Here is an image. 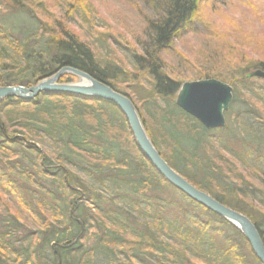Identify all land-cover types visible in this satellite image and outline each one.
<instances>
[{
  "label": "trees",
  "instance_id": "1",
  "mask_svg": "<svg viewBox=\"0 0 264 264\" xmlns=\"http://www.w3.org/2000/svg\"><path fill=\"white\" fill-rule=\"evenodd\" d=\"M200 1L142 0L157 17L148 22L145 53L132 57L134 68L149 78L139 110L165 161L189 183L248 216L264 243V216L258 223L248 212L253 205L245 202L258 194L264 199V185L237 184L227 168L232 159L245 169L259 165L264 173V140L248 122L249 103H264V82L244 76L252 68L264 71V60L243 59L228 76L199 73L233 87L226 122L213 129L175 105L181 81L159 65V52L187 28ZM42 6L14 0L5 13L18 22L13 19L12 29L0 25V86L29 87L61 66L83 70L120 92L125 79L137 80L94 55L59 18H45ZM243 101L250 108L240 110ZM8 194L12 203L38 213L37 226L25 227L23 237L18 214L2 202ZM0 206V264H47V249L54 260L60 258L58 264H260L239 230L158 174L123 112L99 97L40 92L29 100H1Z\"/></svg>",
  "mask_w": 264,
  "mask_h": 264
},
{
  "label": "rangeland",
  "instance_id": "2",
  "mask_svg": "<svg viewBox=\"0 0 264 264\" xmlns=\"http://www.w3.org/2000/svg\"><path fill=\"white\" fill-rule=\"evenodd\" d=\"M36 1L43 4L42 8L45 11L42 14L45 18L52 16L59 18L79 39H84L90 45L94 55L98 58L109 60L108 63L112 67L116 64V67L126 71L129 75L131 74L130 77L136 76V81L125 79L124 83L118 84V87L121 93L127 95L134 103L145 129L139 107H141V98L146 91L149 78L145 76V73L138 71V68H134L132 57L134 54L143 55L145 53L141 46L147 40L148 22L154 21L157 14L142 0ZM12 4H14V0H0V25L3 23L11 29L14 26V20L18 22L14 18L15 15H5L11 9ZM75 5H78L77 9L79 10H81L79 7L83 8L85 15L81 16L79 10L72 9ZM35 8H32L35 13L42 12L41 8ZM193 12L192 21L188 22L186 29H179L171 43L172 46L159 52V65L165 67L171 76L177 77L176 79L181 81V84L209 78H199V73L202 72L210 73L212 71L228 76L231 71L233 72L243 65V63L240 64L243 59L244 61L264 60V0H202L198 6L194 7ZM254 69L256 68L249 69V71ZM258 81L264 82L260 79ZM59 82L81 83V80L71 73L62 75ZM239 98L241 101L246 99L249 103L247 96L239 95ZM249 104H251L253 114L249 119L244 113L243 121L249 119L251 131L253 133L257 131L256 133L264 140V103L258 99ZM239 107L240 110L250 108L244 101ZM226 114L227 112L224 113V118H226ZM148 137L150 138L149 135ZM41 147L50 149L44 143ZM223 151L228 153L225 149ZM223 156L225 158L226 155L223 154ZM229 161L231 162H228L227 168L230 171V178L234 182L243 186L245 184L254 185L257 188L264 185V173L259 170V165L254 166L258 170L251 169L252 167L245 169L237 161L232 159ZM221 166L222 170H225L226 165L222 163ZM174 197L176 196L174 195ZM2 198V202H9V212L18 214L23 227V229H18V234L21 237L25 233L23 231L25 227L30 230L35 229L38 220L37 212H28L26 208L23 209V207L12 203L13 197L10 194L2 195ZM260 198L261 196L258 194L256 198H249L248 201H245L253 205L248 212L255 216L253 217L258 220V223L263 222L264 216V199ZM0 207L2 211V206ZM46 252L50 256L47 264H56L58 257L54 260L50 253L51 250L47 249ZM59 259L57 264L60 263ZM116 263L122 264L117 261Z\"/></svg>",
  "mask_w": 264,
  "mask_h": 264
},
{
  "label": "water",
  "instance_id": "3",
  "mask_svg": "<svg viewBox=\"0 0 264 264\" xmlns=\"http://www.w3.org/2000/svg\"><path fill=\"white\" fill-rule=\"evenodd\" d=\"M55 72L50 76L39 79L36 84L29 87L23 85L0 86V101L3 98H8V96L29 100L39 95L40 92H64L76 96L99 97L116 104L129 124L135 143L158 174L162 175L169 184L187 195L191 200L206 207L212 213L220 215L239 230L246 238L254 256L257 257L260 264H264V243L252 220L244 213L214 199L210 194L189 183L177 173L158 153L154 143L145 132L143 122L140 120L134 103L127 95L112 89L107 83L99 81L87 72L73 66H61ZM71 73L77 76L81 83L59 82L62 75ZM244 74L248 80H264V71L259 68ZM232 91V86L213 77L183 82L176 94L175 104L206 129L223 127L226 119L224 113L229 110V103L233 98Z\"/></svg>",
  "mask_w": 264,
  "mask_h": 264
},
{
  "label": "bare ground",
  "instance_id": "4",
  "mask_svg": "<svg viewBox=\"0 0 264 264\" xmlns=\"http://www.w3.org/2000/svg\"><path fill=\"white\" fill-rule=\"evenodd\" d=\"M260 69V68H259ZM209 79V78H208ZM217 79V78H216ZM219 80V79H218ZM220 81H222V80H220ZM223 82H225V81H223ZM225 83H227V82H225ZM228 84V83H227ZM229 85V84H228ZM111 87V86H110ZM112 88V87H111ZM113 89V88H112ZM232 96H233V91H232ZM175 97H176V95H175ZM175 97H174V103H175ZM233 99V98H232ZM1 102V101H0ZM231 102H232V100H231ZM230 102V103H231ZM230 103H229V106H230ZM176 105V104H175ZM230 108V107H229ZM225 122H226V119H225ZM205 128V127H204ZM161 154V153H160ZM203 191V190H202ZM215 199V198H214ZM76 242V240L75 239H73L72 240V243H75Z\"/></svg>",
  "mask_w": 264,
  "mask_h": 264
}]
</instances>
